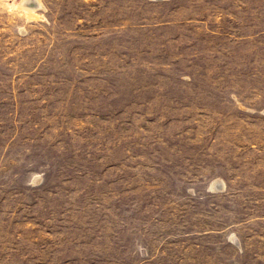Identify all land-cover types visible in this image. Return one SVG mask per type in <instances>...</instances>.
<instances>
[{"label": "rangeland", "instance_id": "374dc122", "mask_svg": "<svg viewBox=\"0 0 264 264\" xmlns=\"http://www.w3.org/2000/svg\"><path fill=\"white\" fill-rule=\"evenodd\" d=\"M0 264H264V0H0Z\"/></svg>", "mask_w": 264, "mask_h": 264}]
</instances>
